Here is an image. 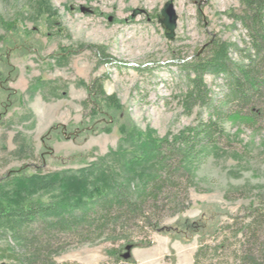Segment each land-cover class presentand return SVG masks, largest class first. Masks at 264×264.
I'll return each mask as SVG.
<instances>
[{"label":"rangeland","instance_id":"1","mask_svg":"<svg viewBox=\"0 0 264 264\" xmlns=\"http://www.w3.org/2000/svg\"><path fill=\"white\" fill-rule=\"evenodd\" d=\"M239 8L237 0H0V58L9 63L5 68L0 61V71L10 70L7 90L0 87V181L19 168L29 175L98 162L109 151L131 148L123 142L129 130L172 140L206 122L211 106L228 115L234 107L223 102L222 75H204L207 104L185 109L187 78L177 63L203 53L212 40L235 44L238 50L228 57L245 63L247 34L227 15ZM8 22L18 28L21 44L3 42L13 36ZM255 122L226 118L221 124L217 149L189 180L181 177L180 210L163 220L168 230L129 232L150 245H132L123 258L121 238L78 242L64 236L47 256L55 264H195L202 244L208 247L196 264H238L244 228L264 213V114ZM0 264L23 263L3 258Z\"/></svg>","mask_w":264,"mask_h":264},{"label":"trees","instance_id":"2","mask_svg":"<svg viewBox=\"0 0 264 264\" xmlns=\"http://www.w3.org/2000/svg\"><path fill=\"white\" fill-rule=\"evenodd\" d=\"M237 1L240 4L237 13L229 11L227 15L239 21L247 34L250 46L244 55L245 63L231 61L229 50H238L237 46L220 40L209 41L205 51L190 61L177 63L187 78L184 95L187 111L197 104H207L209 91L204 75L213 74L226 78L223 102L233 105L230 113L224 115L211 106L212 114L206 122L186 127L172 140L168 134L157 138L151 131L129 130L124 132L123 142L131 144L130 149L109 151L98 162L74 171H36L29 175L20 168L9 171L0 181V240L6 243L0 247V259L55 264L47 253L64 236L78 242L102 239L115 242L121 238L126 245H150L151 241L132 239L129 232L136 228L157 233L168 230L163 220L169 213L180 210L179 197L183 192L180 179L189 180L199 161L217 149V140L223 132L221 124L228 118L253 125L264 114V0ZM164 22L166 30L172 32L174 25L166 18ZM6 27L13 36L3 42L13 46L17 40L21 44L14 22H8ZM166 34L171 38L172 33ZM94 50L110 59L102 47ZM0 61L5 68L9 64L7 56ZM5 68L0 71L3 90H7L4 83L10 74ZM100 90L101 85L97 84L94 90L97 95ZM113 99L109 97L107 104H113ZM243 236L236 257L238 264H264L262 211L253 215ZM18 247L23 251L19 253ZM206 247L202 244L198 247L195 264Z\"/></svg>","mask_w":264,"mask_h":264},{"label":"water","instance_id":"3","mask_svg":"<svg viewBox=\"0 0 264 264\" xmlns=\"http://www.w3.org/2000/svg\"><path fill=\"white\" fill-rule=\"evenodd\" d=\"M173 6L172 4H168L167 6V9L165 10V14L167 15V17L169 19L172 18V16L174 15V12H173ZM125 249H126V253L122 255L123 258H128L129 257V251L131 249V245H126L125 246Z\"/></svg>","mask_w":264,"mask_h":264}]
</instances>
